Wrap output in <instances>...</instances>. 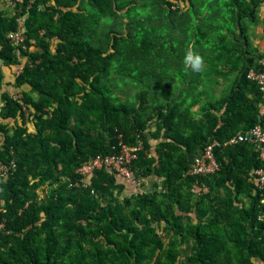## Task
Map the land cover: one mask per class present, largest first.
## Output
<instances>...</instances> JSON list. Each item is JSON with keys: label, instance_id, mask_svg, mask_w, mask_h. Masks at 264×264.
I'll list each match as a JSON object with an SVG mask.
<instances>
[{"label": "trees", "instance_id": "16d2710c", "mask_svg": "<svg viewBox=\"0 0 264 264\" xmlns=\"http://www.w3.org/2000/svg\"><path fill=\"white\" fill-rule=\"evenodd\" d=\"M13 1L0 7V264H264V164L253 143H227L264 126L247 77L264 53L242 25L264 0ZM191 45L202 72L184 67ZM213 140L218 170L189 175ZM121 142L142 143L130 167L163 176L160 192L122 196L109 168L81 182L79 166Z\"/></svg>", "mask_w": 264, "mask_h": 264}, {"label": "built area", "instance_id": "2783aa9c", "mask_svg": "<svg viewBox=\"0 0 264 264\" xmlns=\"http://www.w3.org/2000/svg\"><path fill=\"white\" fill-rule=\"evenodd\" d=\"M11 7L15 5L13 0H9ZM176 7V6H175ZM25 18L23 16L18 17V28L15 31H11L9 37L15 44L23 43L25 39L24 27ZM19 53V51H18ZM260 69L256 70L251 68L247 72L248 79L256 82L262 92V101L259 104V115L264 116V56L259 61ZM20 71H17V74ZM237 142H249L253 143L258 151L259 158L264 164V126L258 123L254 127L248 130H241L234 135L227 143L233 144ZM217 140L209 142L204 149L193 159L191 165L188 167L189 175H207L214 173L218 170L219 163L214 154V147L218 145ZM143 147L142 143L135 146H128L125 143H120V151L109 155H97L92 157L88 161L84 162L77 169V173L82 177L81 182L87 186L88 179L93 176L97 169L109 168L115 171L121 176L127 179L134 180V174L130 167L132 162L137 159L138 153ZM10 173V167L8 165H0V175L8 176ZM254 175H256L257 181L260 186H264V166L255 169ZM75 184V183H74Z\"/></svg>", "mask_w": 264, "mask_h": 264}, {"label": "crops", "instance_id": "0c3cea01", "mask_svg": "<svg viewBox=\"0 0 264 264\" xmlns=\"http://www.w3.org/2000/svg\"><path fill=\"white\" fill-rule=\"evenodd\" d=\"M9 4V8H12L9 1L5 0ZM259 18L261 21L258 25H256V32L258 34H263L264 36V2L261 4L258 10ZM255 49L260 48V52H264V38H256L255 39ZM257 53V52H256ZM258 54V53H257ZM161 126V124H160ZM160 130L157 127V122H153L147 129H146V142L149 143L150 145V156H153L155 158H158V150L157 146L160 142L164 141L165 138L164 132L161 134H158ZM154 135V136H153ZM169 140V139H168ZM200 153V149H198L196 152L193 153V155H190V162ZM117 181L123 185L122 189V196H128L131 194H136V193H142L144 191H149V192H155L158 191L160 192L161 189L163 188V181L164 177L157 174L155 171L148 175H134V180L133 179H127L124 176H121L116 173Z\"/></svg>", "mask_w": 264, "mask_h": 264}, {"label": "rangeland", "instance_id": "374dc122", "mask_svg": "<svg viewBox=\"0 0 264 264\" xmlns=\"http://www.w3.org/2000/svg\"><path fill=\"white\" fill-rule=\"evenodd\" d=\"M0 7H2V8H7V9H10L9 7V4H8V2H6L5 0H0ZM259 21H261V20H259ZM256 22V23H251L250 22V20H249V18H243V22H242V25H244V24H246V27H248V30H247V32H248V36L250 37V40H251V43L253 44V46L255 45V39L256 38H264V36H263V34L261 33V34H258L257 32H256V25H258L260 22ZM236 22V24H238V20H236L235 21ZM247 23H248V26H247ZM237 33H239V31H237ZM232 41V40H234V36H230L229 37V39L227 40V44H229V41ZM225 46V45H224ZM228 50V49H227ZM256 52L258 53V54H261L260 53V48H258V50H256ZM21 70V68H19V69H17V71H20ZM17 71H16V73H17ZM221 87H219V89H220ZM218 89V90H219ZM217 95H219L218 94V92L216 93ZM20 95V94H19ZM201 152V151H200ZM41 194H43L42 192H41ZM190 248H191V246H190V244H185V245H183L182 247H181V253H183V254H185V252H190Z\"/></svg>", "mask_w": 264, "mask_h": 264}, {"label": "clouds", "instance_id": "9594fccd", "mask_svg": "<svg viewBox=\"0 0 264 264\" xmlns=\"http://www.w3.org/2000/svg\"><path fill=\"white\" fill-rule=\"evenodd\" d=\"M262 56H264V54ZM183 64L185 69H190L191 71L196 73L202 72L205 68L204 58L200 54L194 51V45H191L186 49L183 59Z\"/></svg>", "mask_w": 264, "mask_h": 264}]
</instances>
